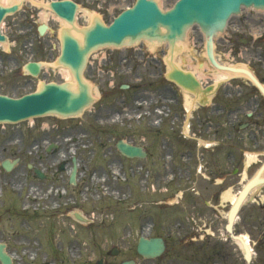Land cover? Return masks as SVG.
I'll return each instance as SVG.
<instances>
[{
  "label": "rangeland",
  "instance_id": "374dc122",
  "mask_svg": "<svg viewBox=\"0 0 264 264\" xmlns=\"http://www.w3.org/2000/svg\"><path fill=\"white\" fill-rule=\"evenodd\" d=\"M0 59L3 73H9L15 63L12 56L0 55ZM60 77L52 72L50 79H63ZM17 85H23L20 92L27 87L22 80ZM104 118L103 126L115 125L113 133L94 131L102 121L91 124L86 117L42 116L5 124L9 140L16 135L18 143L22 140L24 145L39 146L25 153L47 174L39 180L30 173V187L34 189H30L28 198L15 199L16 195L10 193L3 198L6 205L16 202L9 213L0 217L3 239L13 258H23L30 264H97L100 258L105 264H118L127 258L135 259L136 264H190L191 258H222L223 264H233L236 258H242L239 247L226 239L223 229L231 203L223 194L228 189L236 193L260 165L264 157V125L255 127L258 135L253 144L250 129L239 130L237 125L229 128L226 119H211L207 122L216 127L205 133L195 119L186 138L189 143L182 144V139L176 141L173 135H182L187 119L180 120L170 132L168 119L157 130L153 112L140 119L124 115L105 122ZM79 121L81 133L76 127ZM228 132L235 136L232 142L226 140ZM117 138L148 147V158L121 156L114 147ZM12 140L8 143L12 144ZM50 142L57 143L58 148L46 152L44 148ZM205 142L211 145L205 148ZM159 143L166 146L159 147ZM172 144L177 150L190 149L191 164L177 157L171 160ZM225 150H231L235 159ZM250 154L255 161L247 166ZM73 155L78 161L74 187L67 183L68 173L58 168L63 160L70 166ZM2 157L8 154L3 152L0 160ZM12 176H0L7 180L1 181L0 189L15 193L24 186L23 193L27 192L24 182H13ZM56 187L58 193L54 192ZM22 202L30 203V213L19 214ZM73 211L88 222L75 219ZM196 230L199 239L191 237ZM234 231L248 237L253 252L251 264H264V184L253 189L240 208ZM140 235L163 237L167 246L162 255L156 259L140 257L135 250ZM113 246L119 250L115 255L109 253Z\"/></svg>",
  "mask_w": 264,
  "mask_h": 264
},
{
  "label": "flooded vegetation",
  "instance_id": "af4514ba",
  "mask_svg": "<svg viewBox=\"0 0 264 264\" xmlns=\"http://www.w3.org/2000/svg\"><path fill=\"white\" fill-rule=\"evenodd\" d=\"M134 1L0 0V7L8 9L1 22L2 31L10 41L7 51L0 43V55L5 53L12 56L14 64H18L19 59L24 55L30 56V61L42 63L38 77L50 80L53 72L61 78V71L57 66L52 65V61L61 51L62 35L65 32L72 35L78 40L79 48L82 49L87 44V32L90 29L97 23L109 24L119 12L131 6ZM157 1L169 7L175 0ZM55 5L59 6V10ZM12 7L15 9H11ZM69 10L70 16L73 17L71 21L67 19L69 15L66 12ZM227 29L225 35L215 39L216 59L220 62L247 61L252 73L264 84V14L246 9L230 19ZM143 42L141 46L133 44L116 47L91 43L86 47L87 57L82 76L95 85L97 94L94 100L95 107L86 110L83 115L98 118L104 113L111 114L125 109L130 102L129 91L137 86L143 87L142 93L138 95L140 103L146 102L145 94H147L150 101H154L155 108L163 109L167 117L185 116L186 110H182L178 85L165 75L167 44L157 42L149 49ZM203 44V36L194 28L188 38L187 51L179 52L178 47L175 49L179 54L188 53L190 56L188 60L191 63L200 58L209 62L205 47L204 54L200 52ZM27 60L26 58L22 63ZM21 74L23 77L16 72L8 78L11 88L17 90L23 87L17 85L18 80H22L23 84L30 88L34 87L38 77ZM202 74L203 78H199L200 85L205 89L211 84L209 69L203 66ZM123 83H126L127 87L123 88ZM144 88L149 92L147 93ZM140 108L144 109L145 106L142 104ZM221 116L264 118V98L249 78L240 76L231 82L219 85L212 95L209 106L203 105L192 114V117L199 119ZM21 170L28 175L29 171L24 167ZM1 234L0 228V237ZM19 260H13L12 264H22L21 259Z\"/></svg>",
  "mask_w": 264,
  "mask_h": 264
},
{
  "label": "water",
  "instance_id": "95a60500",
  "mask_svg": "<svg viewBox=\"0 0 264 264\" xmlns=\"http://www.w3.org/2000/svg\"><path fill=\"white\" fill-rule=\"evenodd\" d=\"M241 5L263 8L264 0H178L174 7L166 12H161L156 4L151 0H137L133 8L123 12L109 27L97 26L90 33V37L95 41H120L123 37L131 38L137 36H155L159 25L165 26L168 33L164 36L169 41L176 35L180 36L185 26L197 22L205 30L209 37L215 30L221 29L225 20L232 12H237ZM1 13V11H0ZM157 36V35H156ZM1 38V37H0ZM172 41V40H171ZM171 55H168V60ZM64 58L74 65L81 63V58L76 53V44L73 40L65 41ZM29 64V69L36 72L37 67ZM178 76V73H176ZM182 79L186 77L179 75ZM179 83L184 82L177 77ZM87 102L85 93L75 95L63 85L46 84L39 92L24 95L19 98H10L0 95V121H18L35 115L55 112L61 115L74 114L79 111ZM117 148L126 156H141L138 147L131 146L119 141ZM74 161V160H73ZM3 166L8 169L7 163ZM75 166L71 173L70 181H74ZM37 171V170H36ZM41 176L40 172L37 171ZM259 173V172H258ZM258 173L250 179L242 188L228 216L226 228L231 230V223L239 204L242 202L248 190L264 178H260ZM242 241L241 238H239ZM246 255L248 251L242 241ZM0 247V258L4 264L9 263V256ZM163 242L160 238H141L137 245L140 254L146 257L158 255L163 250ZM248 259V257H247ZM123 264H128L125 262Z\"/></svg>",
  "mask_w": 264,
  "mask_h": 264
},
{
  "label": "bare ground",
  "instance_id": "6f19581e",
  "mask_svg": "<svg viewBox=\"0 0 264 264\" xmlns=\"http://www.w3.org/2000/svg\"><path fill=\"white\" fill-rule=\"evenodd\" d=\"M195 28V27H194ZM167 58H168V56H167ZM167 58H166V63H167ZM63 74H64V76L66 77V79H68V80H70L71 79V76H70V73H66V72H64L63 71ZM185 105H186V107H192V100L191 99H189L188 98V96H186L185 97ZM253 159H255V157H254V155H251L250 154V156H248V159H247V162L248 161H252ZM263 174H264V172H263ZM224 198H228V199H230V201H233L234 200V198H235V195L236 194H233L231 191H227V192H225L224 194ZM246 241H248V237L246 236V235H241Z\"/></svg>",
  "mask_w": 264,
  "mask_h": 264
}]
</instances>
